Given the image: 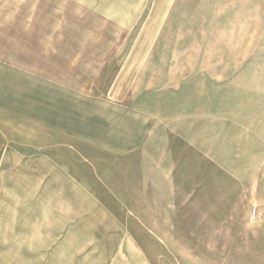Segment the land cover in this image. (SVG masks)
Masks as SVG:
<instances>
[{
  "label": "rangeland",
  "instance_id": "374dc122",
  "mask_svg": "<svg viewBox=\"0 0 264 264\" xmlns=\"http://www.w3.org/2000/svg\"><path fill=\"white\" fill-rule=\"evenodd\" d=\"M50 7L13 43L0 14L57 141L53 169L0 160V264H264V0Z\"/></svg>",
  "mask_w": 264,
  "mask_h": 264
},
{
  "label": "crops",
  "instance_id": "0c3cea01",
  "mask_svg": "<svg viewBox=\"0 0 264 264\" xmlns=\"http://www.w3.org/2000/svg\"><path fill=\"white\" fill-rule=\"evenodd\" d=\"M28 0H0V14L4 13L9 18L10 27L5 30V39L10 42L21 40L17 33H25L22 30L24 24L27 25V17L45 14L46 16L65 15V13L56 12L57 9L50 7L51 12H39L38 10L30 12L26 8ZM78 10L87 11V16L97 17H121V16H141L140 6H145L149 0H60ZM19 3V8L14 7ZM14 7V8H13ZM60 11V10H58ZM67 14V13H66ZM68 15V14H67ZM17 16L20 21L17 22ZM44 16V15H41ZM22 19H25L22 21ZM8 19L5 21L7 22ZM19 25V26H18ZM54 28L38 33H49ZM89 44L93 42L89 41ZM6 64L0 61L1 66ZM12 73L0 72V160L11 161L13 155H20L21 160H34L41 167L52 168L53 156L50 155V146H54V126L45 124V110L42 105H29L28 94L26 90L13 89L11 81ZM7 82V83H6ZM45 137L47 142H45ZM49 137L51 140L49 141ZM53 150V149H52ZM51 150V151H52ZM27 154L25 158L21 155ZM31 158V159H30ZM30 159V160H29ZM53 173V172H52Z\"/></svg>",
  "mask_w": 264,
  "mask_h": 264
}]
</instances>
